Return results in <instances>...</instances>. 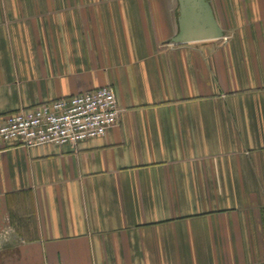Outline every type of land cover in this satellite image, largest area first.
<instances>
[{
  "label": "crops",
  "instance_id": "0c3cea01",
  "mask_svg": "<svg viewBox=\"0 0 264 264\" xmlns=\"http://www.w3.org/2000/svg\"><path fill=\"white\" fill-rule=\"evenodd\" d=\"M0 0V116L110 86L118 125L0 148V264H264V0Z\"/></svg>",
  "mask_w": 264,
  "mask_h": 264
},
{
  "label": "built area",
  "instance_id": "2783aa9c",
  "mask_svg": "<svg viewBox=\"0 0 264 264\" xmlns=\"http://www.w3.org/2000/svg\"><path fill=\"white\" fill-rule=\"evenodd\" d=\"M121 109L110 86L0 116V148L53 144L76 147L118 125Z\"/></svg>",
  "mask_w": 264,
  "mask_h": 264
},
{
  "label": "water",
  "instance_id": "95a60500",
  "mask_svg": "<svg viewBox=\"0 0 264 264\" xmlns=\"http://www.w3.org/2000/svg\"><path fill=\"white\" fill-rule=\"evenodd\" d=\"M211 0H177L178 31L173 44L220 40L224 33L214 16Z\"/></svg>",
  "mask_w": 264,
  "mask_h": 264
}]
</instances>
